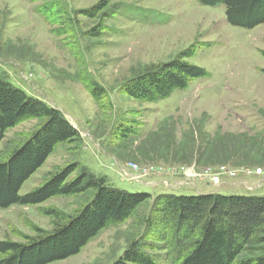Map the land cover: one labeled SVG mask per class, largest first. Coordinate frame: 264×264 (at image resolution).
Returning a JSON list of instances; mask_svg holds the SVG:
<instances>
[{
    "label": "rangeland",
    "instance_id": "1",
    "mask_svg": "<svg viewBox=\"0 0 264 264\" xmlns=\"http://www.w3.org/2000/svg\"><path fill=\"white\" fill-rule=\"evenodd\" d=\"M0 0V75L62 110L77 128L23 184L26 194L52 173L88 168L108 184L150 193L127 219L110 224L81 251L49 264H113L136 240L160 264H178L170 223L155 207L165 194L264 195V23L230 24L226 6L199 0ZM104 22L99 36L89 32ZM187 59L209 73L158 101L137 99L124 84L146 66ZM105 90L99 98L92 84ZM7 129L0 159L43 123ZM95 190L0 208V240L25 242L55 216L76 214ZM258 242L243 256L259 253Z\"/></svg>",
    "mask_w": 264,
    "mask_h": 264
},
{
    "label": "trees",
    "instance_id": "2",
    "mask_svg": "<svg viewBox=\"0 0 264 264\" xmlns=\"http://www.w3.org/2000/svg\"><path fill=\"white\" fill-rule=\"evenodd\" d=\"M110 1L100 0L85 10L86 15H95ZM199 1L208 6L225 4L226 19L234 26L254 28L264 23V0ZM105 25L101 22L89 33L99 36ZM194 52L195 45L168 62L146 66L124 84V91L140 100L158 101L187 88L192 79L209 75L205 68L187 59ZM6 77L0 75V143L7 129L20 122L31 118L44 121L0 159V208L34 205L56 195L95 190L91 202L74 215L65 217L55 210H46L56 217L52 230L38 227L36 234L27 236L25 242L0 240V264H49L78 254L101 230L130 217L151 194L113 187L105 177L86 167L68 181L77 166L56 171L41 186L21 194L25 181L44 164L56 146L76 139L79 132L62 110L30 95ZM91 93L99 99L105 90L94 82ZM154 203L170 223L175 250L177 254L181 252L178 264H264V195L165 194L158 195ZM255 241L262 245L259 253L243 256ZM113 264L160 263L136 240Z\"/></svg>",
    "mask_w": 264,
    "mask_h": 264
}]
</instances>
